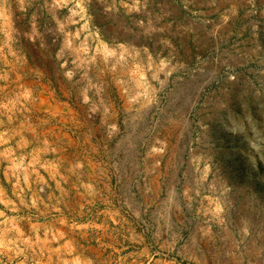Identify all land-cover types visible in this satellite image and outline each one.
I'll use <instances>...</instances> for the list:
<instances>
[{
    "label": "rangeland",
    "instance_id": "obj_1",
    "mask_svg": "<svg viewBox=\"0 0 264 264\" xmlns=\"http://www.w3.org/2000/svg\"><path fill=\"white\" fill-rule=\"evenodd\" d=\"M0 264H264V0H0Z\"/></svg>",
    "mask_w": 264,
    "mask_h": 264
},
{
    "label": "crops",
    "instance_id": "obj_2",
    "mask_svg": "<svg viewBox=\"0 0 264 264\" xmlns=\"http://www.w3.org/2000/svg\"><path fill=\"white\" fill-rule=\"evenodd\" d=\"M50 252V251H49ZM56 254V253H55Z\"/></svg>",
    "mask_w": 264,
    "mask_h": 264
}]
</instances>
